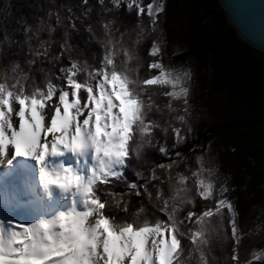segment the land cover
Listing matches in <instances>:
<instances>
[{
  "label": "snow or ice",
  "instance_id": "obj_1",
  "mask_svg": "<svg viewBox=\"0 0 264 264\" xmlns=\"http://www.w3.org/2000/svg\"><path fill=\"white\" fill-rule=\"evenodd\" d=\"M166 7L0 0V264H264L209 145L182 151L198 117Z\"/></svg>",
  "mask_w": 264,
  "mask_h": 264
},
{
  "label": "trees",
  "instance_id": "obj_2",
  "mask_svg": "<svg viewBox=\"0 0 264 264\" xmlns=\"http://www.w3.org/2000/svg\"><path fill=\"white\" fill-rule=\"evenodd\" d=\"M160 29L163 63L189 68L198 89L194 139L182 151L209 145L240 227L264 222V53L237 35L218 0H167ZM262 245L264 232L246 236L241 255Z\"/></svg>",
  "mask_w": 264,
  "mask_h": 264
},
{
  "label": "water",
  "instance_id": "obj_3",
  "mask_svg": "<svg viewBox=\"0 0 264 264\" xmlns=\"http://www.w3.org/2000/svg\"><path fill=\"white\" fill-rule=\"evenodd\" d=\"M228 24L248 45L264 53V0H218Z\"/></svg>",
  "mask_w": 264,
  "mask_h": 264
},
{
  "label": "rangeland",
  "instance_id": "obj_4",
  "mask_svg": "<svg viewBox=\"0 0 264 264\" xmlns=\"http://www.w3.org/2000/svg\"><path fill=\"white\" fill-rule=\"evenodd\" d=\"M144 2L147 3V0H144ZM164 64H165V65H168V64L165 63V62H164ZM178 67H179V66H178ZM193 84H194V83H193ZM193 84H192V91H191V93H190V94H191V95H190V100H191V101L193 100L194 96H197V90H198V89L196 88L195 85L193 86ZM194 91H195V92H194Z\"/></svg>",
  "mask_w": 264,
  "mask_h": 264
}]
</instances>
